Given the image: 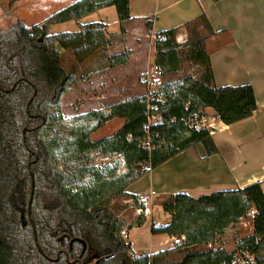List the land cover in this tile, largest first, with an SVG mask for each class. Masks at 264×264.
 <instances>
[{
  "label": "trees",
  "instance_id": "16d2710c",
  "mask_svg": "<svg viewBox=\"0 0 264 264\" xmlns=\"http://www.w3.org/2000/svg\"><path fill=\"white\" fill-rule=\"evenodd\" d=\"M106 6H115L117 34L124 42L125 23L132 20L130 0H76L40 23L26 25L18 18L0 29V264H237V256L246 251L254 254L256 264H264L260 182L199 197L185 192L167 196L161 205L172 221L152 226V232L186 235L179 245L137 256L130 240L114 236L118 219L110 204L121 196L137 202L127 192L129 185L199 143L207 156L218 152L209 131L189 127L185 118L210 107L222 122L233 124L252 116L257 102L250 84L215 85L206 40L216 31L202 13L155 36L154 64L163 80L149 95L165 97L158 102L162 123L146 129V93L79 114L75 119L80 122L64 130L62 98L83 78L65 67L63 53L81 64L112 43L103 21L80 23ZM71 20L79 23L78 30L50 33L51 25ZM146 25L152 28L151 21ZM181 29L184 41L177 39ZM130 53L110 55L106 67L127 63ZM185 60L199 65L197 76L180 74ZM117 117L125 119L117 132L92 139ZM92 151L121 155L127 171L118 173L117 165L96 168ZM250 211L253 232L234 250L200 247L220 239ZM145 220L140 215L135 223L141 226Z\"/></svg>",
  "mask_w": 264,
  "mask_h": 264
},
{
  "label": "crops",
  "instance_id": "0c3cea01",
  "mask_svg": "<svg viewBox=\"0 0 264 264\" xmlns=\"http://www.w3.org/2000/svg\"><path fill=\"white\" fill-rule=\"evenodd\" d=\"M22 1L16 0L12 10L18 8ZM74 1L76 0H30L31 10L41 17V20L35 23L42 22L49 15ZM45 3H48L51 8L48 12H44L41 8ZM109 8H115V6L100 8L82 18L80 23L91 22L89 21L90 16L96 13L103 16ZM130 13L132 20L125 23L127 30L125 41L122 42L118 39L123 48L121 52L125 49L131 50L129 61L122 65L131 64L135 52L142 44L146 43L147 57L148 59L150 57V60L152 58L153 62L150 69L159 74L154 64L155 40L151 36L155 38L159 31L181 27L186 21L204 13L216 31L206 40V49L210 56L215 85L220 87L250 84L256 96L257 109L252 116L233 124H225L222 121L218 123L220 130L212 135L218 148L217 153L207 156L204 145L199 143L152 169L148 174L129 185L127 192L137 197L151 191L156 192L158 196L154 198V208L157 218H163V225H167L172 221V216L163 209L161 201L170 194L185 192L199 197L215 191L243 188L255 182H260L264 189V0H130ZM18 18L23 20L26 25L35 24H28L25 17ZM97 19L99 20H92V22L103 21L107 24L104 17ZM148 20L152 22V28H148L146 25ZM78 29L79 23L76 22V30ZM141 30L142 37L139 34ZM183 36L186 39V32L181 29L177 35L178 41H184L185 39L182 40ZM107 37H110L109 34ZM111 44L96 53L110 48ZM118 66L108 67L104 73L112 72ZM146 72L149 71L139 69L138 77ZM122 74L125 78L132 75L130 71L126 70ZM137 83L138 79L135 84L133 83L134 87H137ZM134 87L131 89L132 92H136ZM145 87L143 94L136 92L132 95H145ZM206 110L214 113L210 107ZM131 200L132 198L129 197L126 201L130 202ZM131 207L135 214L134 206L131 205ZM123 216L132 217L133 215ZM145 219L141 226H137L136 223L128 226L127 239L131 241L135 254L137 256L144 253L153 254L172 247L169 242H166L172 236L162 234L166 238L157 242L156 236L159 234L152 232L151 219L148 217ZM149 220V233L146 235L149 244L142 246L137 243L138 240L134 232L142 229L146 221ZM157 244L159 250L154 249Z\"/></svg>",
  "mask_w": 264,
  "mask_h": 264
},
{
  "label": "rangeland",
  "instance_id": "374dc122",
  "mask_svg": "<svg viewBox=\"0 0 264 264\" xmlns=\"http://www.w3.org/2000/svg\"><path fill=\"white\" fill-rule=\"evenodd\" d=\"M10 1H13L11 4ZM16 0H0V29L10 27L18 17H25L26 22L35 23L41 20V17L31 10L30 0H23L20 3V6L15 10H12V6ZM46 1V0H45ZM48 4V3H47ZM46 3L43 5L44 12H48L51 8L49 4ZM44 14V13H43ZM89 21L99 20L98 17H104L108 24V32L109 36L113 40L111 47L104 50L103 52L96 53L94 56L90 57L87 62L83 64H76V59L72 56L71 53L64 52L63 53V63L67 69H75L76 77L83 80H79L73 87L70 92L66 93L62 98V111L64 115L63 120V128L66 131L79 123V120H76L75 117L79 114L86 113L92 109H102L105 110L107 105L111 103H115L126 98H131L136 94H143L144 86L145 93H147L148 89L157 90L162 84V77L154 71H151L150 66H152V58L148 59L147 57V48L146 43L142 44V46L137 50L133 55L132 62L129 65H121L117 68L113 69L112 72H105L108 57L112 54H116L121 52L122 44L119 42V22L118 17L115 11V8H109L104 12V15L101 16L99 14H93L90 16ZM95 22V21H93ZM89 23V22H88ZM76 30V21H70L67 24H58L52 25L50 28V33H60L66 31ZM116 34V35H115ZM140 36H143L142 30L139 32ZM152 39L155 40L151 36ZM146 40L145 38H143ZM185 37L183 36L182 40ZM117 46V47H115ZM149 61V64H148ZM148 70L149 72L143 73L138 77V71ZM124 70L127 72L130 71L132 75H128L127 78L123 76ZM200 67L198 64L185 60L184 69L180 72L181 75L190 73L195 76L198 75ZM144 75H150L152 77V82L154 84L147 85L142 81L141 77ZM132 77V79H131ZM177 77V76H175ZM137 87H134L133 83L137 82ZM144 85V86H141ZM139 86V87H138ZM135 89L136 92H132L131 89ZM125 119L124 118H114L106 123V125L96 132H94L91 137L93 140H98L103 137H108L117 132L123 125ZM95 153V158L99 156V160L101 161V153L98 151H92ZM93 164V158H92ZM117 165L118 173L119 172V164L118 161L113 162L110 166ZM129 197L121 196L115 198L111 201L110 207L114 211L116 218L121 219L123 215L133 214V209L131 207L132 200L127 202L126 200ZM251 212V211H250ZM249 216L245 217L244 220H240L239 223L232 225V227L226 230V234L224 237L215 240L210 244H206L200 246L201 248H219L225 247L226 250L232 251L236 248L237 244L241 241V239L247 237L249 234L253 232V221L252 216L249 213ZM243 221V222H241ZM150 220L146 221L145 226L142 229H138L134 232L137 243L146 246L149 244V239L146 235L149 233ZM158 238L156 241H163L166 236L159 234L156 236ZM155 250H159L158 244L154 247Z\"/></svg>",
  "mask_w": 264,
  "mask_h": 264
},
{
  "label": "built area",
  "instance_id": "2783aa9c",
  "mask_svg": "<svg viewBox=\"0 0 264 264\" xmlns=\"http://www.w3.org/2000/svg\"><path fill=\"white\" fill-rule=\"evenodd\" d=\"M142 81L145 82L147 85L154 84L152 82V77L150 75H144L141 77ZM152 89L147 90L148 95V122L146 125V129L148 130L153 125L162 123L163 118L160 112H158L159 104L158 102L163 103L165 101V97L160 95L155 99L151 98L149 93H151ZM154 101V102H153ZM156 102V103H155ZM154 110L155 112H151ZM186 124L189 127H192L197 130L206 129L209 131L211 135H213L217 130H220L218 123H221L220 118L215 113H210L206 109L199 113H193L191 116L184 119ZM101 161L99 160V156L94 159L95 153L91 154V158H93V165L98 169H103L105 166L111 165L113 162L118 161L119 164V172L124 173L127 171L126 161L125 159L119 154H110V155H103L101 154ZM158 196V194L154 191H151L148 194H144L138 197L137 202L132 200V205L134 206V212L132 217H125L122 216L121 219H118L117 226L114 228V236L119 239H126L128 236V226L132 225L136 222L137 218L140 215H144L148 217L152 221V226L154 227H161L163 225L164 219L157 218V213L155 211L154 206V198ZM252 215L253 212H250ZM131 220V221H130ZM133 221V222H132ZM132 222V223H131ZM186 241V235H178L172 236L166 242H169L172 246L179 245ZM237 264H256L254 254L246 251L243 255H239L236 258Z\"/></svg>",
  "mask_w": 264,
  "mask_h": 264
},
{
  "label": "water",
  "instance_id": "95a60500",
  "mask_svg": "<svg viewBox=\"0 0 264 264\" xmlns=\"http://www.w3.org/2000/svg\"><path fill=\"white\" fill-rule=\"evenodd\" d=\"M34 188H35V182H34V178H33V174H32V193H31V197H30V200H29V210L31 209L30 207H31V203H32V200H33ZM29 213H30V211H29ZM34 237H35V240H36V243H37L39 249H41L40 245L38 243V239H37V235H36V231L35 230H34Z\"/></svg>",
  "mask_w": 264,
  "mask_h": 264
}]
</instances>
